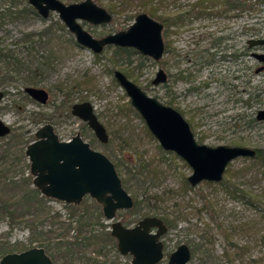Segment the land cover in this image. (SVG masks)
I'll list each match as a JSON object with an SVG mask.
<instances>
[{"label":"rangeland","instance_id":"obj_1","mask_svg":"<svg viewBox=\"0 0 264 264\" xmlns=\"http://www.w3.org/2000/svg\"><path fill=\"white\" fill-rule=\"evenodd\" d=\"M60 1L66 5L73 3ZM93 1L107 8L108 0ZM196 1L153 0L152 7L155 16L170 19L182 13L189 15ZM251 2L248 3L251 10L231 11L226 15L219 13L222 11L219 5H207V11L219 15L209 18L189 15L178 29L171 27L167 34L163 30L164 42L178 55L171 50L159 62L139 54L132 56L129 70H133V75L128 79L161 103L172 101L171 107L182 113L195 138H202V144L210 147L242 146L264 151V124L248 123L256 111L264 109V79L250 75L257 64L247 58L245 50L246 40L264 37V2ZM130 3L132 6L123 13L112 15L109 24L79 23L94 38L126 30L137 14L145 11L148 14L151 8L148 3L139 6L137 0ZM7 5L8 1L0 0V13ZM21 5L20 1L16 3L18 8ZM57 21L62 24L56 13H51L48 19L26 16L0 21V51L14 50L21 61V65L13 60L2 61L10 62L6 68L12 78L0 80V90L5 93L0 101V120L11 128V133L0 139V174L17 181L23 190L27 189L24 180L29 179V188H34L25 148L16 143L18 136L27 146L45 124L52 125L60 140L79 133L93 150L113 163L119 177L124 178L128 170L136 174L137 179L128 176L133 179L127 192L140 202L138 208L133 212H118L117 220L133 226L144 216L168 218L170 227L162 237L165 256L158 264H167L169 254L181 244L191 249L187 264H264V166L239 158L228 165L221 183L201 182L188 188L186 179L191 169L174 153L162 150L139 115L128 109L129 100L110 73L119 70L126 75L123 62L118 66L111 63L114 47L104 49L100 60H96L91 51L73 45L74 37L65 27L56 30ZM52 24L57 40L46 44L47 39H42L45 44H37L36 37L31 38L36 42L28 55L25 48L29 42L25 36ZM209 33L212 35L207 40ZM213 37L224 39V55H232L234 51L242 54L236 64L223 63L216 57L213 63L205 65L215 50L205 53L202 49L207 48ZM17 42L20 45L15 47ZM2 62L0 69H5ZM138 65L140 68L133 69ZM159 68L167 73L168 80L165 85L154 87L151 81ZM178 71L192 72L195 78L192 82L176 80L173 76ZM203 83L208 86L203 87ZM26 87L46 90L49 101L45 105L33 102L24 93ZM191 88L198 90L189 91ZM257 93L258 101L252 102V94ZM82 102L92 105L106 128V144L100 143L84 122L71 115V106ZM225 186L235 189L233 195L224 190ZM20 196L18 192L0 195L1 203L16 209L17 214L27 210L25 220L29 222L25 226L13 218L0 216V248L19 253L37 247L38 242L30 243L33 237L49 244L47 253L56 258L55 264H131L129 255L118 253L116 242L103 243L100 254L92 246H82L72 262L64 258V250L54 247L56 240L61 241L56 239V234L63 232L61 224L71 221V215L75 218L77 214L92 211L90 208L95 204L92 199L85 197L73 206L47 198L41 205L27 208L18 201ZM99 222L106 226L105 231L110 230V221L101 216ZM93 229L101 228L96 225ZM90 230L85 227L82 236ZM76 231L70 230L68 237L74 238Z\"/></svg>","mask_w":264,"mask_h":264},{"label":"water","instance_id":"obj_2","mask_svg":"<svg viewBox=\"0 0 264 264\" xmlns=\"http://www.w3.org/2000/svg\"><path fill=\"white\" fill-rule=\"evenodd\" d=\"M27 2L41 19H48L51 13H56L77 45L94 55H100L107 47H114L132 49L137 54L158 62L165 54L163 24L146 13L137 14L126 30L94 38L79 22L92 26L106 25L112 21V16L93 0L68 5L60 0ZM246 44L249 48L264 46V38L249 39ZM253 56L260 62L264 61V55ZM113 78L160 148L174 153L191 169L187 178L190 186L194 187L201 182L220 183L231 162L239 158L253 159L256 156V151L248 147H210L199 144L190 125L177 110L148 96L119 70L113 71ZM166 82V73L158 69L151 85L157 87ZM24 93L41 105H45L49 99L48 93L41 88L26 87ZM3 98L4 93L0 90V101ZM71 115L84 122L100 143L108 142L106 130L98 121L90 103L72 105ZM256 120L264 121V110L258 111ZM9 133V126L0 120V139ZM34 138L25 147L24 155L29 162L32 185L41 196L68 205H78L83 198L89 197L101 207L106 221L114 220L118 210L132 208L133 201L122 187L113 163L104 154L93 150L79 134L69 142H61L53 127L45 124L34 133ZM151 229H156V232H150ZM165 232L166 227L162 221L154 217L143 218L132 228H126L117 221L111 222L110 226V235L117 242L118 253L122 256L129 255L131 264L159 263L163 259L160 238ZM189 258L190 252L182 244L169 255L167 264H187ZM0 264L53 262L43 248L33 247L3 255Z\"/></svg>","mask_w":264,"mask_h":264},{"label":"trees","instance_id":"obj_3","mask_svg":"<svg viewBox=\"0 0 264 264\" xmlns=\"http://www.w3.org/2000/svg\"><path fill=\"white\" fill-rule=\"evenodd\" d=\"M6 1H8V5L0 13V21H4L7 19H16V18L26 17V16H33V17L39 18V16L36 14L35 10L28 4L27 0H6ZM19 1L22 3L20 8H18L16 6V3ZM129 1H135V0H108V5L106 6L107 7L106 10L111 15H114V16L121 14L124 12L123 10L125 8L132 6L131 3L128 4ZM251 1H254L257 4L264 2V0H197L196 4L194 6L195 9H192L189 12L190 13L189 15L193 16L194 18H198V17L202 16L204 14V12H206L208 10L209 7L216 6V5H219L222 8V11L219 13H224V14H227L228 11L242 12L244 10H251L252 7H251V5L248 4ZM71 2L78 3V2H80V0H71ZM137 2H139V4H138L139 6L144 5V3L149 4V6L151 8H150V10H148V15L163 23L164 30H165L164 33L168 32V29L171 28V26H174V25H177L178 27L183 26V24H185V21L188 20V18H189L188 14L182 13V14H178L176 16V20H177L176 22L173 20V18L161 19V18L155 16V9L152 7L153 0H137ZM145 6H146V4H145ZM55 25L57 26L56 30H65L64 25L60 24L58 21ZM54 32H55V29L53 28V24H52V25H49V26L43 28L41 31H39L36 34H34V33L27 34L25 36V40H27L29 43H28V45H26V48H25L26 53L28 55H30L31 52L34 50V46L32 44L35 43L36 41L32 42L31 38L36 37L37 44H45V43L49 44L53 39L57 40ZM42 39H47V41L44 43L45 40L42 42ZM72 42H73V45L77 46V43L75 41H72ZM19 45H20V42H17L16 44H14L15 47H17ZM169 51H170L169 44H166V52H169ZM112 52L113 53H112V56L110 59L111 63L114 66H118V65H121V63L123 62L122 65H125L124 69H126V70H124V72L126 73L127 78L132 77L131 75H133V74L131 71H133V70H129V68L132 65V56L136 55L137 53L132 49H121V48H114ZM94 57L96 60H100L99 55H94ZM7 60H13L18 65H21V61L16 58V53L14 50L13 51L12 50L0 51V62H2V61L6 62ZM9 63L10 62L3 63V64H6V66H5V69L4 68L0 69V80L4 81V77H11L9 74V70L6 68ZM139 65H140V63H139ZM139 65L137 67H134L133 69H137L138 67L140 68ZM110 73L113 74V72H111V71H110ZM177 79L184 80V81H190L193 78H191L190 74H187L184 71L183 72L180 71L178 73ZM191 90L195 91L196 88H191ZM249 99H251V95L249 96ZM237 101H239V100H237ZM243 103L248 105V102H246V101ZM166 104L169 105V104H171V102L168 101ZM128 109L132 110L131 106ZM132 111L134 112V110H132ZM252 122H253V119H250L248 121V123H252ZM13 137H15V136H13ZM19 137H21V136H18V140H16V143H18L19 145L21 144V146H23V149H24L26 147V146H24V145H26V142H23ZM199 140H200L199 142H202V138H199ZM23 149L20 150L21 156H22V150ZM252 164L264 166V151L263 150H257V156L255 159H252ZM140 174H142V173L140 172ZM124 175H125L124 178H121V175H120V179L122 182V186L127 191L129 189L128 188L129 181L133 178H135V179H137V178H136V174H135V176L133 174H131V170H128L127 172H125ZM129 175H132L133 178H128ZM23 185L27 189L23 190V188L18 184L17 181H13L12 178H6L0 174V195L2 193L18 192L21 195L19 197L18 201H20L21 204H25L27 208L31 205L39 206L44 201H46L47 198L41 196L38 190H36L35 188H29V179H25ZM159 201H161V200H159ZM139 203H140L139 201L134 200L133 211L137 210ZM90 209L92 211L89 210V211L83 212L82 214H77L75 218H74V215H71V217H72L71 221L69 220L68 222H63L61 224L63 226L62 227L63 232L56 234V239H61V241L59 242L56 240L54 247L58 250H64V252L66 254V257H64V258L71 261V262L74 260V257L75 256L77 257V255L80 253L79 251L82 248V246H84V247L92 246V247H94L95 253L100 254L101 249H102L101 245L103 243H107V242L115 243L116 242L110 236L109 232L104 230V228L106 226H104L103 224H100V222H99V219L102 216L101 212L99 210V206L94 204L93 208H90ZM15 211H17V210L11 209L10 207H7L4 203L2 204L1 200H0V216H6V218H9V219L13 218V219L17 220L18 223H24L25 226L29 225L28 220H25V214L27 213V210H25L24 212L19 211L20 214H17ZM93 212H95L96 214H94ZM162 220L168 225V227H170V224H168V222H167L168 218H163ZM75 224H76V227H75ZM96 225L100 226L101 229L100 230H94L93 227ZM85 227L92 228V230L89 231L88 235L82 236V231ZM72 229H77L76 236L74 238H69L68 233ZM98 233H100V234H98ZM33 242H38L37 247H40V248L44 247L43 249L45 250L46 254L50 257L53 264H55L56 258L53 255H49L47 253V248L49 247V244H47L43 240L39 239L37 241L35 238L30 237V243H33ZM2 246L5 247L6 245L3 244ZM6 249L7 248H0V255L3 256V255L12 251V250H6ZM96 264H98V263H96Z\"/></svg>","mask_w":264,"mask_h":264},{"label":"flooded vegetation","instance_id":"obj_4","mask_svg":"<svg viewBox=\"0 0 264 264\" xmlns=\"http://www.w3.org/2000/svg\"><path fill=\"white\" fill-rule=\"evenodd\" d=\"M106 10V9H105ZM107 11V10H106ZM108 12V11H107ZM229 12H231V11H228V13ZM235 11H233V13H234ZM109 13V12H108ZM111 15V14H110ZM214 15H219L218 14V12H211V11H206V12H204V14L202 15V16H200V17H205V18H209V17H213ZM224 15H226V14H224ZM112 16V15H111ZM235 16H236V14H235ZM199 17V18H200ZM173 20L176 22L177 20H176V16H174L173 17ZM158 22H160V23H162L161 21H159V20H157ZM163 24V23H162ZM163 27H164V25H163ZM171 27H175L176 29H178L179 27L177 26V25H174V26H171ZM163 30H164V28H163ZM175 33V32H174ZM176 34V33H175ZM208 35V36H207ZM206 35V37L205 38H207V40H208V38L210 39V37H211V33H209V34H207ZM261 38H264V37H261ZM255 39H260V38H255ZM223 38L222 37H213L208 43H207V48H204V49H202L203 50V52H205V53H207L208 51H210V50H215L214 52H213V54L211 53L210 55H211V57L209 58V60L208 61H206V63H205V65H209L210 63H213V60L217 57V59L218 60H220L221 62H232L233 64H236V62H237V59H239L242 55H241V53L240 52H233V54L232 55H224L223 54V49H224V47L222 46L223 45ZM163 42H164V40H163ZM246 42H247V40H246ZM166 44L167 43H165L164 42V46H165V54L167 53L166 52ZM108 48V47H107ZM107 48H105V49H107ZM171 50H172V48L170 49V52H171ZM245 50H246V53H247V58L249 59V60H251V61H254L256 64H257V66H254L253 67V69H252V74H250V75H257V76H262L263 77V79H264V61L263 62H260L258 59H256L253 55H264V46H254V47H251V48H249L248 46H247V44L245 45ZM104 51V50H103ZM172 54H174L175 55V53H176V55H178L177 54V51L176 50H172V52H171ZM164 54V55H165ZM245 54V53H244ZM209 55V54H208ZM164 57V56H163ZM163 59V58H162ZM161 59V60H162ZM159 62V61H158ZM247 68V67H246ZM159 69H162V68H159ZM163 70V69H162ZM114 71V70H113ZM164 71V70H163ZM121 72V71H120ZM165 72V71H164ZM180 71H178L173 77L176 79V80H180V79H177V76H178V73H179ZM183 72V71H182ZM249 72H250V69H249ZM166 73V72H165ZM185 73H187V74H190V76H191V78H195L194 76H193V74H192V72H185ZM124 74V73H123ZM125 75V74H124ZM166 75H167V73H166ZM126 76V75H125ZM193 76V77H192ZM127 77V76H126ZM238 77V76H237ZM193 79L192 80H190L191 82L193 81ZM235 79H237V78H235ZM167 80H168V75H167ZM167 83V82H166ZM165 85V84H164ZM208 86V84L207 83H203V87H207ZM196 90H198V88H196ZM195 90V91H196ZM46 91V90H45ZM189 91H193V90H189ZM3 92V91H2ZM47 92V91H46ZM4 93V92H3ZM48 93V92H47ZM4 95H5V93H4ZM259 96H260V94L259 93H257V94H252V102H253V100L254 101H258V98H259ZM48 97H49V99H50V95H49V93H48ZM49 99H48V101H49ZM30 100H32L31 98H30ZM238 100V99H237ZM237 100H235V102H237ZM33 102H35V103H37L36 101H34V100H32ZM47 101V102H48ZM171 102V104H169V105H167V106H170L171 107V105L173 104L172 103V101H170ZM39 104V103H38ZM41 105V104H40ZM74 105V104H73ZM72 107V106H71ZM173 108V107H172ZM176 110V109H175ZM261 110H264V109H259L258 111H261ZM178 111V110H177ZM258 111H256V113H255V116H254V118H253V122H256V123H263L264 124V121H257L256 120V115H257V113H258ZM93 112H94V110H93ZM179 112V111H178ZM70 113H71V109H70ZM180 113V112H179ZM95 114V113H94ZM181 115H182V113H180ZM96 115V114H95ZM183 116V115H182ZM97 117V116H96ZM97 119H98V117H97ZM185 119V118H184ZM81 121V120H80ZM99 121V120H98ZM100 122V121H99ZM101 123V122H100ZM102 124V123H101ZM189 124V123H188ZM103 125V124H102ZM190 125V124H189ZM52 126V125H51ZM87 126V125H86ZM103 127H104V125H103ZM10 128V127H9ZM105 128V127H104ZM190 128H191V126H190ZM54 129V128H53ZM105 130H106V128H105ZM191 130H192V128H191ZM10 133H11V128H10ZM9 133V134H10ZM77 134H79V133H77ZM106 134H107V132H106ZM194 134V133H193ZM80 135V134H79ZM74 137V136H73ZM73 137H71L70 139H68V140H60L61 142H69V141H71L72 140V138ZM81 137V136H80ZM194 137H195V135H194ZM59 138V137H58ZM34 140H35V138H34ZM33 140V141H34ZM83 140V139H82ZM195 140L199 143V144H202V142H199L200 140H199V138L198 139H196L195 138ZM32 141V142H33ZM106 144V143H105ZM90 145V144H89ZM91 147V146H90ZM255 151H256V156H257V149H254ZM256 156L253 158V159H255L256 158ZM244 159V158H243ZM252 160V159H251ZM228 167V166H227ZM226 171V170H225ZM117 172V171H116ZM225 173V172H224ZM118 174V173H117ZM119 176V175H118ZM223 177H224V174H223ZM120 178V177H119ZM188 178V177H187ZM121 180V179H120ZM222 181H223V178H222ZM221 181V182H222ZM186 182H187V179H186ZM220 182V183H221ZM121 184H122V182H121ZM187 184H188V182H187ZM196 186H198V185H196ZM196 186H194V187H196ZM123 187V186H122ZM193 186H190L189 184H188V188H194ZM124 188V187H123ZM224 188V190H226L227 191V193L228 194H232L233 195V193L235 192L234 190L235 189H233V188H229V187H227V186H225V187H223ZM124 190L126 191V189L124 188ZM127 192V191H126ZM128 193V192H127ZM128 195H129V193H128ZM130 196V195H129ZM131 197V196H130ZM89 198V197H88ZM84 199V198H83ZM91 199V198H90ZM131 199H132V201H133V206H132V208L131 209H128V210H118L117 212H116V217L114 218V220H112V221H110V226H111V222H120L119 220H117L116 218H117V215H118V212H122V211H125V212H132L133 211V209H134V200H133V198L131 197ZM94 201V200H93ZM95 202V201H94ZM96 204V203H95ZM79 205V204H78ZM97 206H99L98 204H96ZM73 206H77V205H73ZM99 209H100V212H101V214H102V210H101V207L99 206ZM102 216H103V214H102ZM146 217H154V218H157V219H159V220H161L162 221V223H163V225L166 227V232H167V230H168V226L166 225V223L161 219V218H159V217H157V216H144L143 218H146ZM104 218V217H103ZM143 218H141V219H143ZM140 219V220H141ZM139 220V221H140ZM138 221V222H139ZM137 222V223H138ZM121 223V225H123L124 227H126V228H132V227H134V226H136L137 225V223L135 224V225H133V226H129V225H125V224H123L122 222H120ZM109 232V234H110V230L108 231ZM150 232H156V229H151L150 230ZM166 232L164 233V235L166 234ZM163 235V236H164ZM111 236V235H110ZM162 236V237H163ZM162 237L160 238V240H161V242H162ZM113 238V237H112ZM114 239V238H113ZM115 240V239H114ZM116 241V240H115ZM162 244H163V242H162ZM182 245V244H181ZM183 245H185V244H183ZM180 246V245H179ZM187 248H188V250H189V252H190V258H191V249L189 248V246H187V245H185ZM116 248H117V242H116ZM177 249V248H176ZM46 253V252H45ZM165 253H164V244H163V259H164V255ZM171 254V253H170ZM169 254V255H170ZM169 257V256H168ZM190 258H189V260H190ZM162 259V260H163ZM161 260V261H162ZM189 260H188V262H189ZM160 261V262H161ZM167 262H168V260H167ZM187 262V263H188ZM158 264V263H157Z\"/></svg>","mask_w":264,"mask_h":264}]
</instances>
